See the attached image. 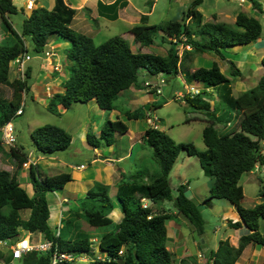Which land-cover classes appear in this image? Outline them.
<instances>
[{"label": "trees", "instance_id": "trees-1", "mask_svg": "<svg viewBox=\"0 0 264 264\" xmlns=\"http://www.w3.org/2000/svg\"><path fill=\"white\" fill-rule=\"evenodd\" d=\"M98 1L100 10L109 9L114 13L112 20H116L118 8L124 9L127 5L125 0H111L114 1L111 5H104L101 1L105 0ZM246 1L255 10L262 11L259 1ZM202 3L203 0H194L182 21L147 25L148 18L143 16V25L131 29L136 42L149 48L156 46L154 36L162 33L164 39L169 40L170 48L165 56H160L135 53L122 37L97 46L91 37L72 28L77 11L64 0H56L53 10L44 7L34 9L24 20L22 32L18 33L10 23L9 16L19 12L24 14V10L18 8L13 0H0V19L10 33L0 44V86L13 90L11 100L0 98V152L4 151L1 129L17 117L16 113L24 102V92L30 89L27 86V80L31 77L29 69L25 81H11L10 77L12 61L28 53V38L32 40L37 53H44L55 39L71 43L65 50L70 77L63 83L64 92L54 94L48 103V110L57 116L62 115L60 109L68 110L79 103L95 102L103 111H115L120 94L137 86L140 73L145 72L148 77L161 74L183 76L188 84H198L201 93L186 95L183 100L194 109L208 113L211 118L210 125L203 131L204 151L191 143H176L158 129L149 128L145 131L143 143L153 150L152 160L159 171L152 174L153 179L149 173L148 176L142 175L139 182L132 181L134 176L132 180L128 177L131 184L123 183L118 187L116 199L123 212L120 223L111 218L115 203L110 196V187L97 182L94 184L86 194L85 200L95 203L93 211L86 212V221L94 228H112V231L98 237L97 245L93 243L97 238L83 231L75 239L66 240L61 229L60 236L56 237L50 225L48 196L73 182L71 174L43 176L39 166L32 165L28 173L34 191L31 196L21 184L20 172L12 174L0 170V241L15 243L23 231L55 241L62 252L90 255L94 259L91 264H173L174 254L167 247V222L181 215L201 235L205 229L202 205L188 195V187L180 185L178 195L173 196L170 175L180 155L186 153L189 157L197 158L203 173L214 179L209 200H227L239 213L240 221L231 222L229 227L234 230L246 227L248 231L240 237L237 247L228 240L220 241L218 249L207 255L208 264H237L250 245L264 249V233L260 231V222L264 220V187L259 192L262 203L246 209L242 206L245 194L240 184L245 174H252L264 167V152H260L261 143L264 142V75L255 87L234 97L233 81L221 72L218 63H214L211 68H194L197 57L215 54L225 60L224 51L232 52L235 48L257 43L262 39L263 27L256 17L244 12L237 15L234 25L205 21L198 10ZM149 4L152 9L153 3ZM261 64L264 68V57ZM230 69L233 77H242V71L236 63H231ZM211 89L218 90L226 104L237 112H233V117L239 121L238 130H232L231 120L225 114L217 113L210 103L211 99L206 98L207 92L213 91ZM240 113L243 115L241 120ZM123 115L130 121L141 117L139 111H126ZM211 121H216V124H211ZM217 124L230 130L221 132ZM128 131V126L120 119L108 121L99 136L88 135L87 141L93 149L113 147L116 137L126 135ZM31 140L34 149L43 156L65 152L73 141L66 130L54 125L34 129ZM23 157L24 165L28 156L23 153ZM144 200L154 205L173 202L178 213H167L164 209L162 213L154 212L152 208L144 207ZM25 211L29 212L27 219L22 217ZM67 223L69 225L70 221ZM93 248H96L97 253H94ZM2 259L6 264H11V256L5 257L0 250ZM50 262V255L39 256L34 253L24 256L20 264ZM182 264L188 263L183 261Z\"/></svg>", "mask_w": 264, "mask_h": 264}, {"label": "rangeland", "instance_id": "rangeland-1", "mask_svg": "<svg viewBox=\"0 0 264 264\" xmlns=\"http://www.w3.org/2000/svg\"><path fill=\"white\" fill-rule=\"evenodd\" d=\"M43 1L47 2V0H39V2ZM68 1L73 5L84 2V0ZM128 1L130 3L129 7L121 12V18L115 22L100 18V21L96 23L91 16V10L89 12L84 11L80 15L87 21H85L86 24L77 25L79 33L91 37L97 46L110 39L122 37L130 44L135 53L165 56L170 44L168 39H164L162 33H157L154 36L157 42L156 46L149 48L136 42L131 29L137 25H143V16L148 18V22L145 23L147 25H162L168 21H182L184 14H186L194 0ZM257 1L262 5L261 12L255 10L252 4L246 0H203L202 5L198 7L205 21L208 22L217 21L234 25L237 15L244 12L256 17L263 27L260 41L252 44V46L235 48L232 50L233 53L224 51L225 60H221L215 54H206L204 57L196 58V60H200L198 68H211L214 63H218L221 72L233 81L234 97L255 87L264 75V68L261 64L264 57V0ZM13 2L17 4L18 8L24 10V14L19 12L16 15L9 16V21L14 29L21 33L23 22L27 17L25 13L31 14V11H27L22 0H13ZM94 2L93 0H88L84 5L89 9H93ZM149 2L153 3L152 9ZM93 11H97V8L95 7ZM79 19L81 18L79 17ZM6 36H10V33L0 19V44ZM26 46L28 54L32 57L28 65L31 77L27 80V86L30 89L24 92V114L20 117H15L12 121L18 142L13 147H4V151L0 152V170L10 171L12 174L20 172L19 179L21 184L31 196L34 191L29 179V166H24L22 163L23 153L28 156L25 159L26 162L33 158L36 159V165L39 166L43 176L53 177L63 173L71 174L74 181L69 183L63 191L58 192L60 200L67 199L62 207L59 206L53 194L48 196L51 212L50 225L54 231L57 230L59 220L63 218L62 233L64 239L73 240L83 231L97 238L98 241V237L112 231L111 227H91L86 221V212L92 210L95 203L85 200V194H87L89 186L84 180V176L92 178L95 173H98L97 169L101 170L104 168L103 165L93 162L96 154H94V149L88 144L87 136H99L106 122L120 119L128 126L130 134L117 136L116 143L112 148L101 146V150L105 148L102 152L109 148L113 154L107 155L114 156L116 152L118 157L122 158L130 146L132 148L135 147L134 150H131L133 151L131 157L124 159L119 164H115L120 168V171L110 168L116 178L114 184L111 183L110 194L117 207H115L117 210L114 209L115 213L113 215L116 223H120L123 218V212L116 199L118 187L123 183L131 184L132 176H134L132 181L135 180L136 182L141 181L142 175L148 176V173L149 177L153 179L152 174L159 171L152 160L153 150L144 143V145L138 143L143 142V131H147L154 125V128H158L160 132L168 135L176 143H191L199 150H206L203 131L210 125L211 118L208 113H202L194 109L180 98L181 94L186 93L187 87V89L192 88L183 76L182 78L181 76L162 74V77L149 76L147 79L145 72H142L139 75L137 84L141 88L136 89L135 87L137 86H133L131 91H124L120 94L116 102L118 109L115 111H103L93 102L89 104L79 103L72 105L68 110L60 109L62 115L57 116L48 110L49 98L45 92L47 89L45 85L47 83L46 76L52 78L54 75L48 69V64L51 61H46L44 54L46 51L51 52L52 46H47L44 53H37L34 50L32 40L29 38L26 40ZM54 52L57 54L55 59L59 62L62 61L61 69L63 73L61 76H65V73L67 74L68 72L66 54L61 49V45L60 47L57 45ZM231 61L236 63L237 67L242 71V77L235 78L231 75L229 63ZM14 73L12 72L10 76L12 81L20 78L19 75L16 74L15 76ZM162 78L163 83H161ZM146 82H150L155 86L158 85L161 88L162 95L158 96L155 90L147 88ZM53 86L55 89H60L59 85L53 84ZM195 88H199V85L196 84ZM211 92H213V95ZM12 97L13 90L10 87L0 86V98L11 100ZM206 98L208 100L211 99L210 103L217 113L225 114V117L231 120V129L238 130L239 121L233 117L234 110L222 99L219 91H208ZM126 111H139L141 117L138 120L130 121L123 115ZM234 113L237 114V112ZM242 116L240 113L239 120H241ZM148 120L152 121V125L148 124ZM212 123L216 124V121H211ZM44 125H54L66 130L73 139L70 148L53 156H43L38 153L33 147L31 133L34 129ZM216 126L221 132L230 130L218 124ZM261 147L262 150L260 152H264V142L261 143ZM82 165L84 166L83 169L80 168ZM101 177L100 174V177L96 178L98 179V181L96 180L97 183H101L99 181ZM170 180L174 197L178 195L177 189L180 185L188 187V195L196 203L202 205L201 209L205 221V229L202 235L184 216L179 215V217L177 216L172 221L167 222L169 236L167 247L174 254L173 264H182L183 261H187L188 264H208L207 255L211 251L218 249L220 241L228 240L232 245H238L240 237L248 232L247 228L234 230L229 227L231 222L240 221V215L236 208L227 200H209L210 189L214 179L207 177L203 173L197 158L189 157L186 153H182L174 166ZM145 182L147 181L145 180ZM240 184L244 188L245 197L242 202L244 208H254L257 204L262 203L263 199L259 197V192L264 187V167L258 168L252 174H245ZM113 185L115 188H113ZM68 203L70 204L69 206ZM143 204L152 208L154 212L162 213L164 209L167 213H178L173 202L166 201L162 204L154 205L151 201L146 200V203ZM66 208L72 210L71 214L67 213ZM77 214L83 216H76ZM28 215V211L22 213V217L25 219L28 218ZM68 220L70 221L69 225L67 223ZM260 231L264 233V220L260 222ZM20 234L23 236L25 233L22 231ZM35 237L38 238V234H35ZM94 245L97 244L94 243ZM4 251V256H8L9 253L5 248ZM263 260L264 249L260 246H249L237 264H263Z\"/></svg>", "mask_w": 264, "mask_h": 264}, {"label": "built area", "instance_id": "built-area-1", "mask_svg": "<svg viewBox=\"0 0 264 264\" xmlns=\"http://www.w3.org/2000/svg\"><path fill=\"white\" fill-rule=\"evenodd\" d=\"M37 4L38 0H27L25 7L27 8V11H33L37 8ZM45 57L49 59L53 57V55L49 52H46ZM31 60L32 57L28 53H25L16 58L11 63L15 67L17 75L20 76L19 79L22 81H25L28 65ZM53 68L55 71H59L58 66L54 65ZM161 83H163V81H161ZM146 86H148L150 89L156 90L157 95H162V91L158 86L152 84L150 85V83H147ZM190 94L197 95L199 94V91L194 89H187L185 94L180 95V98L184 99L186 95ZM24 105L25 104H23L20 110L17 111V117H20L24 114ZM1 141L4 147H13L17 144L18 140L15 135V128L11 122L7 123L1 129ZM32 165L36 166L35 160L33 159L24 164V166H29V168ZM83 168L84 166H82V169ZM144 207L147 206L144 205ZM61 229L62 224L60 223L57 230H55L56 237L60 236ZM24 233L25 234L23 236H21L20 234V237L15 243H11L10 241H0V250H2L3 253H5L4 248L8 251L9 255L11 256V264H19L24 256L34 253L38 254L39 256L50 255V264H91L94 261L93 257L90 258V255L62 252L55 241H49L44 239L43 237L36 238L35 234H31L29 232ZM94 250V253H97L96 248ZM120 254H122V252ZM97 258L102 259V257L100 256H97ZM0 264H6V262L2 259L0 260Z\"/></svg>", "mask_w": 264, "mask_h": 264}, {"label": "crops", "instance_id": "crops-1", "mask_svg": "<svg viewBox=\"0 0 264 264\" xmlns=\"http://www.w3.org/2000/svg\"><path fill=\"white\" fill-rule=\"evenodd\" d=\"M25 4H26V1L27 0H22ZM65 1V3L68 5V6H70L71 8H73V9H75L76 11H77V15H76V17L74 18V21H73V23H72V28L74 29V30H76L77 32H80L79 31V29H77V25H80L81 23H84V24H86L85 23V21H87L83 16L81 17V15L80 14H82V13H84V11H90L91 10V16H92V18H93V20L97 23L98 21H100V18H103V19H106V20H112V17H113V14L114 13H112L111 12V10H109V9H103V10H100L99 9V6H98V0H93V1H95L94 3L96 4H94V8L92 9V8H88L87 6H85L84 4L86 3V1H88V0H84V2L83 3H81V4H78V5H73L72 3H70L68 0H64ZM104 5H111V4H113L114 3V1H111V0H105V1H101ZM125 2H127V5L125 6V8L124 9H122V7H120V8H118V10H117V13H118V16H117V18H116V20H112V21H118L120 18H121V12L122 11H124L125 9H127L128 7H129V5H130V3H129V1L128 0H125ZM14 4H16V3H14ZM17 5V4H16ZM55 5H56V0H47V2L46 1H43V2H39V0H38V7H44V8H46V9H49V10H53L54 8H55ZM120 6V5H119ZM95 7L97 8V11H93V10H95ZM25 15L26 16H30V14L28 13H25ZM79 17L81 18V19H79ZM58 39H55L54 41H52L50 44H49V46H52L51 47V52H49V51H47V52H49V53H51L52 55H53V57H51V58H49V59H47V58H45V60L46 61H51V63L50 64H48L49 66V70H51L52 72H53V77L52 78H48L47 76H46V96L48 97V98H50L51 96H53L54 94H56V93H63L64 92V88H63V83L65 82V81H67L68 79H69V77H70V72H69V69H68V67H67V69H68V72H67V74L65 73V76H61L62 75V69H61V64H62V61L61 62H59L57 59H55L56 57H57V54L54 52L55 51V47L58 45L59 47H60V45H61V49H63L64 50V52H65V50L66 49H68L70 46H71V43H69V42H63V41H61V40H58ZM140 45V44H139ZM252 46V45H251ZM225 52H223V54H224ZM231 53H233V52H231ZM224 57H225V55H224ZM199 59L198 60H196L195 61V69H196V67L198 66V63H199ZM54 65L55 66H58L59 67V71L57 72V71H55L54 70ZM11 66V73L13 72H16V70H15V67L11 64L10 65ZM14 67V68H13ZM28 68H29V66H28ZM15 71H14V70ZM31 69V68H30ZM197 69H198V67H197ZM192 71H194V69L192 70ZM15 74V76H16V74L17 73H14ZM146 74V73H145ZM145 77H147V75H145ZM148 79V78H147ZM12 81V80H11ZM53 84H55V85H59L60 86V89H55V87L53 86ZM136 89H140L141 87L138 85L137 87H135ZM55 89V90H54ZM47 90H48V92H47ZM130 91L132 90L131 88L129 89ZM128 91V90H127ZM50 92H52V93H50ZM43 94H44V91H43ZM52 94V95H51ZM93 103H95V102H93ZM154 109H155V107H153ZM149 128V127H148ZM147 128V129H148ZM144 133H145V131H143ZM143 133V134H144ZM128 134H130V131H128ZM87 136V135H86ZM139 144H141L142 143V145H144L143 144V142L141 141V142H138ZM109 148H112V147H109ZM106 149V150H104L103 152H102V150L103 149H105V148H103L102 150L101 149H94V154H96V158L93 160V162L94 163H99V164H101V165H103V169H97V172L98 173H95V176L94 177H85L84 176V180L86 181V183H88V186H89V188H88V191L90 190V188H92L93 187V183L95 182L96 183V180L98 181V179H96L97 177H100V174H101V179L99 180L102 184H104V185H106V186H109L110 187V194H111V183H113L114 184V180H116V178H115V176H114V174H112V172H111V170H110V168L112 169H115L116 171H120V168L117 166V165H115V164H119L120 162H122L124 159H127L128 157H131V153L133 152V151H131L132 149L134 150V148L135 147H133L132 148V146H130V148L128 149V151H127V153L122 157V158H119L118 157V155H117V153L115 152L114 153V156H112V155H107V154H113L111 151H110V149ZM33 160H35V163H36V159L35 158H33ZM37 164V163H36ZM83 166V165H82ZM82 166L80 167L81 169H82ZM109 168V169H108ZM100 171H102V173H100ZM73 178V177H72ZM90 178V179H89ZM94 179H95V181H94ZM73 181H74V179H73ZM113 188H115V186L113 185ZM64 190V189H63ZM63 190H61V191H63ZM118 191V190H117ZM58 192H60V191H58ZM58 192H55L53 195H54V197L57 199V201H58V204H59V206L60 207H62L65 203H66V200L67 199H63V200H60V198H59V196H58ZM117 194V193H116ZM86 195V194H85ZM70 204L68 203V206H69ZM49 206H50V203H49ZM115 207H116V205H115ZM117 208V207H116ZM115 210H117V209H115ZM66 211H67V213L68 214H70V212L72 211L71 209H69V208H66ZM114 213H115V211L112 213V215H111V218L113 219V215H114ZM63 219V218H62ZM114 220V219H113ZM61 219L59 220V223H61ZM115 221V220H114ZM59 223H58V225H59ZM118 223V222H117ZM27 233V232H26ZM38 237H41V235H38ZM233 246H235V247H237L236 245H233ZM251 246V245H250ZM247 250V249H246ZM245 250V251H246ZM20 264V263H19Z\"/></svg>", "mask_w": 264, "mask_h": 264}, {"label": "clouds", "instance_id": "clouds-1", "mask_svg": "<svg viewBox=\"0 0 264 264\" xmlns=\"http://www.w3.org/2000/svg\"><path fill=\"white\" fill-rule=\"evenodd\" d=\"M37 7H38V4H37ZM31 12H32V11H31ZM46 52H47V51H46ZM46 52H45V53H46ZM44 55H45V54H44ZM45 58H46V57H45ZM231 62H232V61H231ZM232 63H233V62H232ZM230 65H231V64H230ZM27 71H28V70H27ZM162 76H163V75L161 74V75H159V76H156V78H159V77H162ZM26 78H27V77H26ZM147 78H149V77L147 76ZM19 80H20V79H19ZM162 80H163V78L161 79V81H162ZM165 80H166V79H165ZM147 83H150V82H146L145 85H146ZM151 84H152V83H150V85H151ZM152 85H154V84H152ZM156 86H158V85H156ZM191 87H192L191 89L198 90V91H199V94L201 93V88H200V86H199V88H195V85H191ZM147 88H149V87L147 86ZM187 88H188V87H187ZM187 88H186V91H187ZM160 89H161V88H160ZM155 91H156V90H155ZM156 94H157V92H156ZM190 95H191V94H190ZM197 95H198V94H197ZM158 96H159V95H158ZM24 102H25V100H24ZM24 102H23V104H25ZM23 104H22V105H23ZM24 106H25V105H24ZM11 123H12V122H11ZM149 123L152 125V121H151V120H148V124H149ZM149 126H150V125H149ZM154 127H155V126L152 125V128H153V129H158V128H154ZM150 128H151V127H150ZM3 147H4V146H3ZM31 167H32V166H31ZM31 167H30V168H31ZM30 168H29V169H30ZM143 203H146V200H144ZM61 222H62V221H61ZM61 224H62V223H61ZM93 242L96 243V244L98 243L97 239H94ZM93 249H94V248H93ZM90 258H91V256H90Z\"/></svg>", "mask_w": 264, "mask_h": 264}, {"label": "water", "instance_id": "water-1", "mask_svg": "<svg viewBox=\"0 0 264 264\" xmlns=\"http://www.w3.org/2000/svg\"><path fill=\"white\" fill-rule=\"evenodd\" d=\"M230 64L232 63V62H229Z\"/></svg>", "mask_w": 264, "mask_h": 264}]
</instances>
